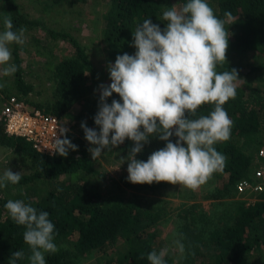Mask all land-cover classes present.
<instances>
[{
    "label": "trees",
    "instance_id": "1",
    "mask_svg": "<svg viewBox=\"0 0 264 264\" xmlns=\"http://www.w3.org/2000/svg\"><path fill=\"white\" fill-rule=\"evenodd\" d=\"M187 2L188 0H177L178 9ZM206 2L218 18L225 20V28L229 32L230 52L264 57V0H206ZM2 4L4 17L10 16L14 31L21 27L25 30L44 28L41 21L31 19L23 13L15 0H2ZM225 12L231 13V20L225 17ZM162 14L158 0H107L106 9L101 17L104 23L102 36L110 58H116L124 53L134 55L136 48L132 46V32L147 18L163 30L166 21L162 20ZM45 31L53 39L69 41L74 49L71 57L62 58L53 65L57 93L54 104L42 105L25 98L32 88L22 78L21 52L24 48L15 43L11 44L12 64L17 68L13 74V83L20 93L10 95L24 99L29 108L41 109L59 117L64 110L63 104L69 105L93 76V64L85 47L75 37L66 32L50 29ZM232 69L238 71V77L254 76V84L248 86L238 84L235 98L229 99L223 105L233 124L230 138L214 145L215 149L226 157L220 175L222 184L215 192V197L234 194L235 182L250 171L253 153L241 149L236 139L244 137L253 139L264 129V64L240 66L226 61L217 67L218 72ZM112 100L119 101L120 97L113 93L106 102L111 104ZM95 105L99 107L98 102ZM212 110L214 105L204 104L197 110L195 117L189 118L208 115ZM95 115L96 113L87 114L85 120L90 128L99 133V126L94 123ZM66 137L73 144L80 146L76 158L71 155L70 150L66 157L38 153L25 139L5 133L4 123L0 120V145H6L28 155L32 162V171L21 175L19 183L15 185L9 183L6 187L0 188V264H9V259L15 251L24 252V258L16 260L15 264L30 262L28 257L31 255L29 246L23 241L25 227L17 225L4 207L8 200H23L26 205L36 208L38 212H47L49 220L55 226L53 242L65 240L76 252L75 258L64 257L59 251L45 253L46 264H78L79 256L93 250L106 253V250L113 247L117 241H122L124 248L106 257L103 264H150L147 256L155 251L157 242L155 227L163 214L160 210L142 208L134 201L115 199L108 202L102 198L97 187L85 179L72 180V176L79 172L98 176L104 173L94 167L87 148L81 145L77 135L67 132ZM176 139L175 136L170 137L173 143ZM166 143L167 141L152 136L135 158L146 161L152 152L162 149ZM256 145L258 147L264 145V135L256 141ZM114 147L121 151L125 159L130 149L134 147V142L126 138L122 144ZM63 175L70 179L60 180ZM38 180L45 181L48 190L34 198L29 194V189ZM118 181L127 188L150 192L172 186L167 182L132 184L127 178H120ZM232 210L234 216L231 224L226 223L218 228L209 229L208 236L204 237L211 242L210 248L217 252L211 254L209 259L206 256L198 263L191 264H247V254L264 246V190L254 201L234 203ZM194 216L196 214L190 217L183 229L185 240L190 228L195 225V220H202V217L195 219ZM207 221L214 223L212 218L205 217V222ZM200 229L203 232V228ZM169 263L170 259L167 257L165 264Z\"/></svg>",
    "mask_w": 264,
    "mask_h": 264
},
{
    "label": "clouds",
    "instance_id": "2",
    "mask_svg": "<svg viewBox=\"0 0 264 264\" xmlns=\"http://www.w3.org/2000/svg\"><path fill=\"white\" fill-rule=\"evenodd\" d=\"M224 15L232 19L231 13ZM162 20L166 21L163 30L148 18L139 24L132 32L135 54L118 55L109 66L111 83L99 86V110L94 117L99 133L83 122L81 128L86 141L96 146L88 149L93 159L126 138L134 142L125 158L130 183L167 182L196 190L224 167L226 157L214 145L230 138L233 122L223 105L235 98L236 82L241 79L236 69L217 71L226 63L229 32L225 20L214 14L206 0H188L179 9L171 7L163 12ZM3 25L0 76H11L17 68L9 63V45L23 44L25 29L14 31L10 16L4 17ZM0 87L4 85L0 83ZM113 93L120 100L108 104ZM204 104L214 105V110L189 118ZM58 129L51 151L66 157L78 146L66 137L67 128ZM152 136L167 141L165 147L152 152L146 161L137 160L136 155ZM172 136L177 138L175 143ZM20 179V173L7 169L0 175V188ZM4 207L17 225L25 227L23 241L31 252L30 264H46L45 253L58 251L49 214L23 200H8ZM165 255V250L159 254L152 251L147 259L150 264H165ZM23 258V251H15L9 264Z\"/></svg>",
    "mask_w": 264,
    "mask_h": 264
},
{
    "label": "rangeland",
    "instance_id": "3",
    "mask_svg": "<svg viewBox=\"0 0 264 264\" xmlns=\"http://www.w3.org/2000/svg\"><path fill=\"white\" fill-rule=\"evenodd\" d=\"M31 19H38L44 28H29L24 32V43L19 46L24 48L21 52L22 78L31 86L32 90L25 95L28 101L45 105L56 100L57 93L54 84L53 65L65 57L73 55V47L70 42L61 38H51L45 29L66 32L75 37L83 45L93 64V76L86 86L79 92L78 96L68 105L63 104L64 110L59 116L68 129V132L79 137L81 145L87 150L95 145L89 144L81 128L82 122L90 128L85 117L87 114L97 113L99 107L100 85L108 86L111 83L109 66L115 63L116 58H110L103 40L102 32L104 23L102 13L107 6V0H15ZM162 12L177 7V0H158ZM4 11L2 0H0V32L4 31ZM10 50L12 46L9 45ZM226 61L240 66L248 64H264V57L241 55L230 52L227 48ZM12 64V59L9 61ZM3 67V66H0ZM13 75L0 76V109L8 95L20 93L13 83ZM241 79L236 84H254V76L238 77ZM245 86V88H246ZM264 135V129L255 138L236 139L237 145L245 152L253 153L258 147L256 141ZM254 140V141H253ZM79 143V144H80ZM77 150H70L71 155L76 158L79 155ZM89 152V151H88ZM92 159L94 167L104 173L102 176L96 174H85L79 172L72 176V180L85 179L93 186H96L102 198L108 202L115 199L134 201L142 208L160 210L163 214L161 220L156 224L157 242L155 251L159 254L161 250L166 251L164 261L167 257L169 264H191L198 263L204 257H208L217 251L210 248L211 242L207 237L208 230L218 228L226 223L233 222L232 207L236 202L245 201L234 191L230 196H214L222 184L221 171L215 172L212 177L196 190H191L183 185H172L160 188L154 192L133 190L121 184L120 178H127L128 162L124 159L121 151L116 147L104 149L102 154ZM20 175L32 171L31 158L22 152L6 145H0V175L7 170ZM65 181L70 179L67 175L59 178ZM29 189L31 197L42 195L48 190L45 181L34 182ZM35 198V197H34ZM202 217V220H195V225L190 228L185 240L184 227L188 224L190 217ZM205 217L212 218L214 223L207 221ZM217 221V222H215ZM203 228V232L201 229ZM190 235V238H189ZM57 249L64 257L75 258V250L65 240L54 242ZM182 247V251H181ZM124 248L122 241L104 251L93 250L85 255L79 256L78 264H103L106 257H110L119 249ZM57 251V252H58ZM24 264H30L25 262ZM247 264H264V246L255 249L247 254Z\"/></svg>",
    "mask_w": 264,
    "mask_h": 264
},
{
    "label": "built area",
    "instance_id": "4",
    "mask_svg": "<svg viewBox=\"0 0 264 264\" xmlns=\"http://www.w3.org/2000/svg\"><path fill=\"white\" fill-rule=\"evenodd\" d=\"M0 120L5 133L17 136L31 143L41 154L53 155V136H59L61 119L41 109L29 108L24 99L9 95L0 110ZM252 155L249 173L235 182L236 193L247 201H254L264 190V145Z\"/></svg>",
    "mask_w": 264,
    "mask_h": 264
}]
</instances>
